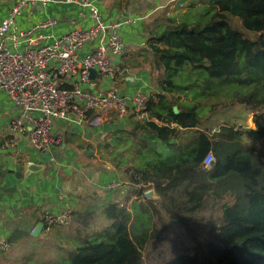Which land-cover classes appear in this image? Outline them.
Returning a JSON list of instances; mask_svg holds the SVG:
<instances>
[{
    "label": "trees",
    "instance_id": "obj_1",
    "mask_svg": "<svg viewBox=\"0 0 264 264\" xmlns=\"http://www.w3.org/2000/svg\"><path fill=\"white\" fill-rule=\"evenodd\" d=\"M181 2L144 24L158 89L104 148L158 198L110 203L95 232L78 213L73 231L57 230L59 257L48 264H264V0ZM222 98L250 106L254 126L211 132L204 122ZM157 223L162 243L144 254Z\"/></svg>",
    "mask_w": 264,
    "mask_h": 264
},
{
    "label": "crops",
    "instance_id": "obj_2",
    "mask_svg": "<svg viewBox=\"0 0 264 264\" xmlns=\"http://www.w3.org/2000/svg\"><path fill=\"white\" fill-rule=\"evenodd\" d=\"M91 1L105 20L130 19L120 27L122 40L128 48L120 59L122 68L114 80L97 76L95 90L114 88L127 96L136 92L155 93L158 88L150 80L143 26L162 8L169 9L168 13L172 14L178 4H183L177 3L182 0ZM12 2L0 0V22ZM81 11L80 5L65 0L38 2L26 7L16 22L26 29L40 19L57 17V25L35 33V36H44L39 39L43 41L49 39L47 36H58L75 26H89L91 20L87 10L85 16H81ZM68 85L69 82L65 84ZM82 86L87 84L82 83ZM17 112L7 94L0 90V242L8 245L4 251L20 249L24 242L32 240V232L41 223L45 210L57 213L69 204L73 208V222L78 213H87L86 218L91 217L93 223L110 203L118 202L128 207L132 200L143 199L136 195L138 192L124 187L105 188L111 180L128 179L129 172H125L124 167H115L108 159L109 152L104 149L105 141L111 139L113 131L127 127L128 119L120 120L114 112L91 111L87 119L80 122L70 113L66 118L54 121L53 132L61 142L45 154L37 152L25 136L12 134L7 129L10 118ZM25 162L43 163L45 168L25 176ZM42 232L41 228L33 236L39 237ZM3 253L0 251V256Z\"/></svg>",
    "mask_w": 264,
    "mask_h": 264
},
{
    "label": "built area",
    "instance_id": "obj_3",
    "mask_svg": "<svg viewBox=\"0 0 264 264\" xmlns=\"http://www.w3.org/2000/svg\"><path fill=\"white\" fill-rule=\"evenodd\" d=\"M52 1L13 0L0 22V90L18 109L10 118L7 129L12 134L25 136L39 153H49L61 142L53 132L55 120L64 119L71 113L82 122L91 111L114 112L120 120L127 119L130 114L142 117L151 96L146 92L127 96L114 88L95 90L97 76L114 80L122 68L120 59L128 48L122 40L120 27L129 22V18L105 20L91 0H65L80 5L81 16H85L87 10L91 20L89 26H75L58 36H47L49 39L43 41L39 39L44 36H35V33L57 25V17L40 19L26 29L18 26L16 18L26 7ZM91 69L96 72L94 77L90 76ZM67 82L69 85L65 86ZM82 83L87 86L83 87ZM236 128L242 129L241 124L238 123ZM49 158L53 160L52 156ZM213 160L209 152L204 156L203 164L209 167ZM140 177L138 173L133 179L111 180L105 188L124 187L132 192L141 191V196L156 200L153 182L139 181ZM149 192L150 196H147ZM72 219L73 208L69 204L57 213L45 210L41 216L43 231L48 232L54 225L68 226ZM7 246L6 242H0V249Z\"/></svg>",
    "mask_w": 264,
    "mask_h": 264
},
{
    "label": "rangeland",
    "instance_id": "obj_4",
    "mask_svg": "<svg viewBox=\"0 0 264 264\" xmlns=\"http://www.w3.org/2000/svg\"><path fill=\"white\" fill-rule=\"evenodd\" d=\"M180 2L181 1H178L177 3H180ZM175 6L176 4H174L173 8H175ZM229 102L230 101H228L226 98H222L221 101L214 106L213 110H211L210 116H208L209 118L206 120V122H204V124L208 128H211L212 130L215 128V126H218L222 123L231 124L233 122L240 123L242 126V129L253 127L254 126L253 121H252L253 112L250 110V106L243 104V103H238V102H232V104H230ZM45 157H48V156L46 155ZM86 214L87 213H84L80 217L86 218ZM79 219H77L76 222ZM87 219L91 222L93 220L91 219V217H88ZM164 220L170 221L168 216L165 214H164ZM72 222L70 225H68L70 227L67 228L71 231H73V227H71ZM106 222H107V218L104 217L102 214H100L99 216L95 218L93 224L90 225V229L88 231L95 232L98 229H100V227L105 225ZM170 222L172 223L173 221H170ZM158 226L159 225L157 223L155 225V232L153 234V237H151V240L148 243L147 249L144 250V254L146 253V251H152L154 248H156L158 245L162 243V236H159L157 234L159 232ZM63 227H67V226L54 225L49 229L48 232L43 231L39 237L32 236V240L30 241L28 240L24 242L23 246L20 247V249L13 248L12 250L8 249L5 251L4 250L1 251V252H4L0 256L1 263L2 264H18L19 261L21 263L25 259L24 257L26 255H28V257L29 256L31 257V261L33 260L34 261L40 260V262L48 261L45 264L50 263L52 260L56 261L57 258L59 257L58 253L56 252L59 251L60 247L58 246L61 245V244H58L59 234L57 230L63 229ZM181 236H182V233H181ZM62 240L64 242V239ZM144 264H147L146 260Z\"/></svg>",
    "mask_w": 264,
    "mask_h": 264
},
{
    "label": "water",
    "instance_id": "obj_5",
    "mask_svg": "<svg viewBox=\"0 0 264 264\" xmlns=\"http://www.w3.org/2000/svg\"><path fill=\"white\" fill-rule=\"evenodd\" d=\"M96 74L94 69L90 70V76L94 77ZM173 112L176 114L179 112V109L176 105L172 107ZM45 154H48V152H44ZM45 168V164L43 163H35V162H25L23 165V174L25 176L30 175L31 173L42 171ZM147 196H150V192L147 194ZM42 228V223H40L32 232V235H36L38 231Z\"/></svg>",
    "mask_w": 264,
    "mask_h": 264
}]
</instances>
